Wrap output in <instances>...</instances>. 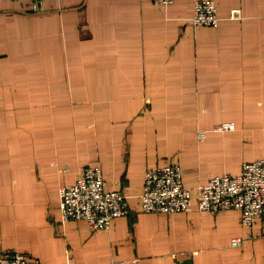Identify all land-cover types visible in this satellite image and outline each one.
I'll list each match as a JSON object with an SVG mask.
<instances>
[{
	"label": "crops",
	"instance_id": "1",
	"mask_svg": "<svg viewBox=\"0 0 264 264\" xmlns=\"http://www.w3.org/2000/svg\"><path fill=\"white\" fill-rule=\"evenodd\" d=\"M214 1L216 28L193 24L197 0H46L40 13L0 0V252L43 264H264V215L250 228L239 211L197 202L141 209L150 168L174 162L197 189L264 159V0ZM98 165L131 207L94 232L63 221L59 201Z\"/></svg>",
	"mask_w": 264,
	"mask_h": 264
},
{
	"label": "built area",
	"instance_id": "2",
	"mask_svg": "<svg viewBox=\"0 0 264 264\" xmlns=\"http://www.w3.org/2000/svg\"><path fill=\"white\" fill-rule=\"evenodd\" d=\"M25 1L32 13H40L46 0ZM157 5L169 6L175 0H153ZM193 24L216 28L220 18L214 0H197L194 6ZM239 16V13L235 14ZM234 15V17H236ZM221 129L233 130V124ZM141 209L145 213H186L197 208L200 212H240L244 225L253 227L264 215V159L245 162L237 176L228 174L213 177L197 189L184 183L183 170L174 162L158 168H150L146 174ZM60 210L63 221H86L94 232L108 230L117 218L130 212V202L121 190H112L105 184L103 168L87 166L77 181L63 185L60 190ZM243 237L232 240L238 248ZM0 264H43L40 259L20 252H0ZM113 264H123L114 262Z\"/></svg>",
	"mask_w": 264,
	"mask_h": 264
}]
</instances>
